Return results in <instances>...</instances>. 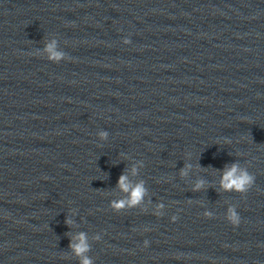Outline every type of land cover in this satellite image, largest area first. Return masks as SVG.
Returning <instances> with one entry per match:
<instances>
[{"label":"clouds","instance_id":"9594fccd","mask_svg":"<svg viewBox=\"0 0 264 264\" xmlns=\"http://www.w3.org/2000/svg\"><path fill=\"white\" fill-rule=\"evenodd\" d=\"M131 41L129 39H124L123 43L128 44ZM56 41H52V43L48 44L46 47V51L49 53L48 60L59 63L61 60L66 59V54L60 51L55 50ZM101 139H105L108 136L107 132L99 133ZM135 171V169L133 170ZM186 174V172H182V175ZM255 177L248 172L247 169H241L238 164L231 165L228 168L221 180V186L226 191H235L238 193H246L253 185ZM202 182L197 184V188L201 186ZM118 186L126 193L130 192V196L126 200L114 201L112 203V207L119 211L120 209L126 206H135L138 205L145 193L146 190L143 186V182L136 184L134 187L131 186L127 182V177L121 175L118 180ZM162 207V206H161ZM204 216L207 218H211L213 214L211 212H205ZM172 221L175 222L177 217L174 215L171 217ZM227 221L232 225L236 226L240 223V217L235 209V207H230L228 209ZM67 222V221H66ZM70 223V222H69ZM78 243H70L69 247L73 250L74 254L80 259V264H94L92 258H90L87 253L91 251V246L87 242V236L85 233H80L76 238ZM96 241L100 240V236L97 235L94 237ZM145 246H147L148 241H145Z\"/></svg>","mask_w":264,"mask_h":264}]
</instances>
